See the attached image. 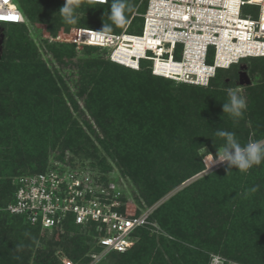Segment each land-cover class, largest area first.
Segmentation results:
<instances>
[{
  "label": "rangeland",
  "instance_id": "374dc122",
  "mask_svg": "<svg viewBox=\"0 0 264 264\" xmlns=\"http://www.w3.org/2000/svg\"><path fill=\"white\" fill-rule=\"evenodd\" d=\"M64 2L65 0L61 7ZM145 2L146 0H137L133 4L128 2L131 11L127 12V23L123 25H115L108 18L107 15L110 11L108 5H95L96 3L90 4L82 1L77 11L78 23L76 24H66L58 10L46 21L25 18L24 22L19 25H0V36L2 35L3 40L6 36L11 35L28 38L34 46L38 60L44 64L48 73L46 78L45 75L40 78H31L32 82L24 87L26 100L22 102L28 101V104L33 106L32 104H35L37 100L40 103H51L53 98L57 101L56 105L51 103L54 109H50L49 112L48 108H42L43 112L35 113L34 108L27 111L23 107V111L28 112V115L19 113L20 115L17 116L18 108L19 111L22 109L17 104L19 101L16 103L12 98L10 104L7 103L8 112L13 119L10 121L14 125H18L19 128L26 129L32 135L37 133L40 125H45L41 121L43 117H47L52 112L56 117L49 123L52 130L61 129L62 125L60 128L57 127L64 122L63 120L79 122L78 124L90 139V142L86 144L89 145L86 154L70 153L71 159L59 162L54 158L57 155L55 147L51 150L47 146L44 148L47 155L44 160L48 158L47 163L58 165L64 169H83L96 177L106 176L109 182L115 183L122 191L125 197L123 212L126 215L139 214L149 207H152L154 211L161 203H167L171 197L186 186L202 176L214 172L216 174L214 178L211 177L189 193L177 196L174 206L172 203L167 206L174 207L179 222L189 230H186V237H183L185 244L195 251L208 254L206 264H210L212 257L215 256L222 257L225 264L253 262L255 256H258L255 251L264 250V213L257 205L258 201L264 203V163L247 172L238 171L233 167L227 174L228 169L224 164L216 165L206 172L203 156L200 154L205 148L206 152L212 153L215 157L216 147L214 145L219 150L225 140L215 134L218 130L235 132L242 144L247 143L250 139L264 140V116H261L264 114V59L248 58L241 60L242 62L240 61L239 64L221 70L222 76L215 80V84L219 89L225 90L226 93L222 98L207 90L204 91V86L201 89L173 79H169V81L153 79L152 88L157 89L158 92L164 91L173 94L178 100H176V106L180 107V103H182L183 108L180 107L181 110H176V118L180 120L181 124L175 119L167 121L166 128L161 130L162 132L146 123L142 127L135 122L131 125L128 123L131 121L126 117L123 118L124 113L129 114L126 106L125 112L124 109L123 112L122 110L119 112L120 107L124 106V102L127 101L128 91L121 87L116 89L113 83L106 79H92L95 71H98V76L101 71L98 69L97 62L108 61L111 48L87 46L84 40L78 39V30L86 29L84 27L103 29L104 23L111 25L113 33L126 31L128 25V29L136 30L142 24V20L135 13L143 12L142 8ZM256 11L257 8L253 6H244L241 16L251 14L255 17ZM126 47L128 46L121 44L122 56L130 53ZM56 48L65 54L59 58L54 52ZM133 48L137 51L143 49V47L136 46ZM161 51L157 50L158 54ZM110 70H113L111 65ZM181 71L180 69L179 74ZM126 74L127 85H137V91L131 92V94L135 93L136 97L140 93L144 94V91L140 92L138 86L139 82L144 85L141 80H145V75L139 77L130 72ZM36 79L48 83L45 82L40 86L34 82ZM229 86L246 100L247 108L238 121L231 118L230 114L223 113L222 105L229 101ZM98 89L102 93L99 97L93 94L86 97L88 92L96 93ZM256 106L262 110L254 109ZM110 108L111 110H108ZM11 110H15V112ZM97 110L101 114L100 120L96 119ZM86 121L91 124L89 129ZM104 124L108 126L105 127ZM121 130L123 133H120ZM33 140L29 138L28 144H21V147L26 145L32 154H40L42 148L37 141L33 144ZM155 140L163 143L162 151H145L144 154H138L131 158L133 160L127 159L128 161L121 159L126 155L125 150L128 145H141L146 150L149 144L151 145ZM35 157L33 163L37 162V158L39 159V157ZM165 158H168L170 165L161 162ZM154 159H156L155 164L151 163ZM198 164L203 165L204 168L201 171L195 172L194 170L192 172V169L197 168ZM103 165L106 168L101 172L98 169ZM26 170H29V166L19 171ZM182 179L184 181L179 182ZM253 187H257L258 190L250 192L249 190ZM6 196L7 194L3 193L0 197V217L5 218L6 223L15 225L16 231L13 234L21 238L20 251L29 253L28 264H37L35 255L38 249L46 247H50L52 250L50 256L56 257L59 261L58 264H63V259L78 264L73 260V247L68 243L51 244L61 240L64 236H71V233L60 229H34L5 217L3 204ZM196 197L198 198L196 199ZM204 199L207 204L201 203ZM207 208L212 209L213 212L206 217L204 212ZM230 209L234 210L232 215L229 213ZM229 215L231 216L229 217ZM225 229H228V232H225ZM161 231H163L162 228L157 225L151 233L158 235ZM199 232L202 233L201 238L197 239L195 236ZM206 232L211 240L204 239L203 235ZM190 235H193L192 239L189 237ZM48 242H50V246ZM86 245H89V242H86ZM89 261L86 264H89ZM115 261L116 258L107 257L97 264H112ZM168 262L170 264V258Z\"/></svg>",
  "mask_w": 264,
  "mask_h": 264
},
{
  "label": "trees",
  "instance_id": "16d2710c",
  "mask_svg": "<svg viewBox=\"0 0 264 264\" xmlns=\"http://www.w3.org/2000/svg\"><path fill=\"white\" fill-rule=\"evenodd\" d=\"M14 1L17 4L20 11L22 12L24 16V20L25 18H28L30 20H41V21H46V19H50L51 16L61 8V5L63 3V0H14ZM81 1L85 3L95 4L83 0ZM136 1L137 0H128V2H132V4L135 3ZM146 3L147 0L142 8V11L145 10ZM95 5L106 6L108 4H95ZM140 19L142 20V18ZM19 24H11V25H19ZM128 27L129 25L126 27V32L128 33L131 34L141 33L142 24L136 30H134V28L128 29ZM84 28L102 31V29L100 28H92V27H84ZM109 33H113V32H109ZM156 45L157 42H154L150 44L149 47H155ZM87 46L97 47L93 45H87ZM54 52L57 54L59 58L62 54H65L63 51H60V49L57 48L54 49ZM139 52L141 53V51H137L135 49H132L130 51V53H139ZM212 56H213V51H210V56L207 58L206 61L207 63L212 62ZM124 57L129 58V53ZM179 57H180L179 54H176V58ZM248 58L264 59V56L248 57ZM157 61H158L157 64L161 65L159 70L165 72L166 71L174 72L176 74H179V70H180L179 65L172 63V61H168L165 63L160 62L159 59H157ZM97 64H98V69L99 70L101 69V71L99 73V76H98V71H95V73H93L92 75L93 80L106 79L107 81L112 82L114 87H116V89L121 87L126 89L125 91H128L129 96L126 99L127 101L124 102V106H121L122 108L120 107L119 112H121V110L123 112V109L125 112V106H126V109L128 110L129 114L127 115V113H124L125 115L123 114V118L126 117V119L131 121L128 122L129 124L132 125L133 122H135L139 124L140 127H142L146 123L149 124L154 129H159L160 132H162L161 130H165L166 128L167 121H172L175 119V121L180 122V120L176 118V110L178 109L181 110V108H183L182 103H180L181 108L179 106H176V102L178 100L175 99L173 94L164 91L158 92L157 89L151 87V83L153 82L152 81L153 79L169 81V78L152 74L150 61L142 59L140 60L139 68L132 69L110 61L108 55V61L100 60L97 62ZM110 65L111 67H113V70H110ZM221 70L223 69H217L215 75L210 77L207 85H194V84L191 85H193V87H198L201 89L205 87L204 91L207 90L209 93L211 94L214 93V95H217L219 96V98H222L226 92L225 90L216 87L215 84V80H217L218 77L222 76L220 73ZM128 72L136 74V76L139 77H143V75H145L144 76L145 80H141L144 83V85L141 84V82H139V86H138L140 92L144 91V94L140 93V95L137 97L134 96L135 93L131 94V92L137 91V85H133V86L127 85L126 73ZM47 74L48 73L47 70H45L44 68V64H42L38 60V57L34 50V46H32V42L29 41L28 38L26 37L24 38L22 36L13 37L12 35L8 37L6 36L4 38V40L2 41V53L0 55V197L2 196L3 193L7 194L6 200L3 204L4 208L13 199L15 187L12 184V179L14 177L24 174L28 175V174L41 173L47 169L59 167L58 165L47 163L48 158L44 160V158H46L47 156L44 148H47L48 146L52 150L55 147L56 149L55 152H57V155L54 157L55 160L59 162H66L67 160L65 159L68 160L71 159L70 153L75 154L78 152L84 155L86 154V151L89 147V145H86L88 142H90L87 133L78 124L79 122L75 120H73L72 122L63 120L64 122L60 123V126L57 127L60 128L62 125L61 129L52 130V126L49 123L52 120L56 119V117H54L53 112L50 113L47 117L45 118L43 117L41 121L45 125L43 126L40 125L41 128L40 126L38 127L37 133L35 135L29 134V131H27L26 129L24 130V128H19L18 125H14L10 121L12 117H10L11 114L8 112L7 103L9 102L10 104V100L12 98H13L12 100H15V102L19 101V103L17 102L16 103L18 104L20 109L24 107L25 110L27 111L34 108L36 110L35 113H37L38 111H40L41 113L43 112L42 108H48V112L50 109L52 108L54 109L53 105L57 104V101L54 100V98L50 101L53 105L49 102L40 103L38 100H37L38 103L35 102V104H32L33 106H30V103L28 104V101L22 102L23 100H26V98H24V93H25L24 87L32 82L31 78L32 77L40 78L43 75H45L46 78ZM36 81L34 82L40 86H42V84L47 82V81L42 82V80H38V79H36ZM182 83L190 85V83H185V82ZM7 93H9V96L11 95L10 99L9 96H7ZM92 94L96 97H99L100 94L102 93L98 89L96 93H93L91 91L88 92L86 97H90ZM181 101L182 100L180 98V102ZM194 101L197 102V100ZM254 109H259V107L256 106L254 107ZM108 110H111V108ZM261 110L262 109L260 108L259 111ZM11 111L15 112V110H11ZM19 113H21V115H26L28 112L25 113L23 109L19 111L18 108V112L16 113V115L19 116L20 115ZM261 116H264V114ZM100 118H101L100 111L97 110L96 119L100 120ZM85 123L87 125V128L89 129L91 124L88 123V121H86ZM104 126L106 127L108 125L104 124ZM120 133H123L122 130L120 131ZM152 135L154 136V134ZM29 138L34 139L32 142L33 144L36 141L39 142L42 148L40 154L37 155L32 154L31 152H29V149L26 145L21 147V144L24 143L28 144ZM162 144L163 143L158 142V140L152 141V144L151 145L149 144V147H147L146 150H144L145 148L144 147L142 148L141 145H139L141 148L137 145H132V144L128 145V147L125 150L126 155L123 156L121 159L128 161V160H133L131 158H133L138 154H144L145 151L148 152L149 151L151 152L152 150L155 152L162 151V149H164L161 148ZM34 156L39 157V159L37 158V162L35 163L32 162ZM155 160L156 159H154V161H151V163L154 162L155 164ZM27 162H29V164H27ZM161 162L162 163L164 162L165 164H169L168 158H165V160L162 159ZM262 164L253 167L254 168L259 167ZM26 166L27 167L29 166V170L21 171V172L19 171L20 169ZM196 167L197 168L192 169V172H194V170L195 172H198L199 170L201 171L204 168L203 165L201 164L196 165ZM60 168L64 169L63 167ZM105 168L106 167L103 165V167L99 168L98 170L103 172V169ZM92 175L94 176V174ZM215 175L216 174L213 172L211 174L202 176L195 182L183 188L175 196L171 197L167 203H161L157 208H155V210L150 215V220L162 228L163 231H161L158 235H156L155 233H151V231L155 229L153 226L139 227L133 232L132 239L134 243L126 252L123 253L112 252L108 254L105 258L107 257L116 258V261L112 264H169L168 262L169 258L171 260L170 264L171 263L172 264H182V263L206 264L208 259L207 253H202V251H195L192 247H189L188 245L185 244V240H183V237H186L185 236L186 230L187 231L189 230L187 227H185L184 224L181 225L179 219L177 218L176 211L175 209H173L174 208L173 206L175 205L174 201L176 200L177 196L191 192V190H193L195 187L199 186L200 184L206 182L211 177L214 178ZM97 178L101 182L104 183L108 182L106 176L104 175H101ZM184 179L180 180L179 182H183ZM197 198L198 197H196V199ZM121 202L124 205L125 197L123 193L121 196ZM170 203H172L173 206L171 207L167 206ZM201 203L207 204L206 199H204ZM123 205L119 208V210L122 212H123ZM257 205H259V207L261 208L260 210L263 211L264 213V203L258 201ZM212 212H213L212 209L209 210L207 208L204 212L205 213L204 216L207 217L208 215H211ZM233 212L234 210L230 209L229 213L231 215ZM4 215L5 217L10 218L14 221L23 223L27 227L40 229L39 227L29 225L22 217H19L17 215H11L7 211L4 212ZM231 215H229V217ZM189 226L193 227L192 225ZM60 230H64L65 232L71 233L72 235L64 236V238H62L61 240L55 241L54 243L51 244L54 245L60 242L59 244L61 245L68 243L70 246L73 247L72 249L73 260L77 261L78 264H86L88 260H90V253L94 249H96L94 246L97 240L98 232L96 231L94 225H86V226L76 225L72 221H68L67 223H65L64 227ZM227 230L228 229H225V232H228ZM15 231L16 228L13 223L8 224L6 223L5 218L0 217V264H28L29 260L27 256H29V253H23L20 251L19 249L20 247L18 246L21 238L20 236H16L13 234V232ZM1 234H3V236H1ZM201 234L202 233L199 232L195 236V238L197 239L199 237L201 238ZM193 235H190L189 237H191L192 239ZM203 236L204 239L206 238L205 240L207 241L211 240V238H208L209 235L207 232ZM86 242H89V245H86ZM51 244L50 242H48L49 246ZM91 247L92 249L90 250ZM256 253L258 256L254 255L255 261L253 262L245 261V262L247 264H264V250L263 251L256 250L255 254ZM51 254H52V250L50 249V247L41 248V249L39 248L38 252L35 255L37 264H58L59 262L58 259L54 256L51 257L50 256Z\"/></svg>",
  "mask_w": 264,
  "mask_h": 264
},
{
  "label": "built area",
  "instance_id": "2783aa9c",
  "mask_svg": "<svg viewBox=\"0 0 264 264\" xmlns=\"http://www.w3.org/2000/svg\"><path fill=\"white\" fill-rule=\"evenodd\" d=\"M105 4L103 0H83ZM147 0L145 10L135 13L142 18L140 34L100 33L79 29L78 39L86 45L111 48L109 60L138 69L140 60L151 62V73L157 76L194 85H207L209 75L217 69H227L248 57L264 56V0ZM257 8L256 15L241 16L244 6ZM24 16L14 0H0V25L19 24ZM149 29V32L147 30ZM159 39L155 47L144 46L141 53L122 56L121 44L132 50L131 40L125 37ZM224 41L225 45H222ZM226 41V42H225ZM196 44L201 48L199 61L206 68V75L196 72L183 74L157 71L155 60L184 68L187 52ZM228 46V53L219 55V48ZM157 47V48H156ZM157 50H162L159 54ZM213 51L212 62L207 58ZM179 54V58H176ZM14 195L5 206L11 215L22 217L29 225L40 229H62L68 221L76 225H94L98 232L89 264H97L112 252H126L134 243L133 232L144 226L157 227L150 220L152 207L139 214L126 215L119 208L121 190L115 183L101 182L83 169L50 168L41 173L24 174L12 179ZM63 264H74L63 259ZM210 264H215L214 257Z\"/></svg>",
  "mask_w": 264,
  "mask_h": 264
},
{
  "label": "clouds",
  "instance_id": "9594fccd",
  "mask_svg": "<svg viewBox=\"0 0 264 264\" xmlns=\"http://www.w3.org/2000/svg\"><path fill=\"white\" fill-rule=\"evenodd\" d=\"M103 3L108 4V18L115 25H123L127 23V12L131 11L128 0H103ZM81 6V0H65L63 6L59 9V14L62 16L66 24L78 23L77 11ZM112 27L105 24L100 33L111 32ZM213 75H209L212 77ZM229 101L222 105L223 113L230 114L231 118L238 121L242 118L246 108V100L232 87H228ZM219 137L225 138L222 147L218 150L216 147L215 157L212 153L204 151L200 154L203 156V165L206 172L212 167L219 164H224L231 172V168L235 167L238 171L247 172L253 166L264 163V140L250 139L247 143L242 144L238 139L237 134L233 131L218 130L215 133ZM257 187L251 188L250 192H256ZM22 247V246H18ZM215 264H225V261L220 256L214 257Z\"/></svg>",
  "mask_w": 264,
  "mask_h": 264
},
{
  "label": "bare ground",
  "instance_id": "6f19581e",
  "mask_svg": "<svg viewBox=\"0 0 264 264\" xmlns=\"http://www.w3.org/2000/svg\"><path fill=\"white\" fill-rule=\"evenodd\" d=\"M233 0H231L230 3H232ZM95 31H98V30H95ZM147 32H149V29L147 30ZM131 40L133 43V46H136V47H144V46H148L150 45L151 43H154V42H157L159 44V39L157 38H153V37H150V36H147L144 38V39H135V38H128V37H125L123 40ZM223 41V40H222ZM226 42V41H225ZM157 44V45H158ZM222 45L224 46L225 43L224 41L222 42ZM219 48V55H225L226 53H228V46L226 47H221L220 44L218 46ZM200 51H201V48H199L196 44L192 45L190 50H188L187 52V62L184 64V68H182L181 70V74L184 73V71H188L190 73L192 72H196L198 74L199 77H204L206 75V68L203 67V65L201 64V62L199 61V55H200ZM255 57V56H253ZM158 61L157 59L155 60V65H156V69H160V66L159 64H157Z\"/></svg>",
  "mask_w": 264,
  "mask_h": 264
},
{
  "label": "water",
  "instance_id": "95a60500",
  "mask_svg": "<svg viewBox=\"0 0 264 264\" xmlns=\"http://www.w3.org/2000/svg\"><path fill=\"white\" fill-rule=\"evenodd\" d=\"M2 41H3V37H2V35L0 36V53H1V50H2Z\"/></svg>",
  "mask_w": 264,
  "mask_h": 264
}]
</instances>
